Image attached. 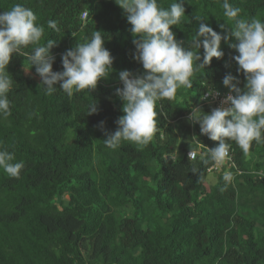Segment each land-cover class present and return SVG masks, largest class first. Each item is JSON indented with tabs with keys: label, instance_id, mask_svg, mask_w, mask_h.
Listing matches in <instances>:
<instances>
[{
	"label": "trees",
	"instance_id": "trees-1",
	"mask_svg": "<svg viewBox=\"0 0 264 264\" xmlns=\"http://www.w3.org/2000/svg\"><path fill=\"white\" fill-rule=\"evenodd\" d=\"M179 2L157 0L163 9ZM182 2L185 15L171 30L203 62V49L190 42L201 23L196 16L227 35L220 27L231 26L223 14L225 0ZM227 2L240 9L238 18L264 22V0ZM16 4L31 9L37 26L44 27L41 45L56 41L50 50L53 71H64L62 54L90 42L96 30L113 65L94 92L69 98L62 82L47 95L35 66L13 55L7 69L13 78L11 115H0V151L13 153V163L24 168L19 179L0 168V264H264V142L253 141L245 157L235 141H228L236 168L223 192L222 173H215V183L207 182L209 151L192 161L187 155L198 148L195 136L212 148L219 143L187 117L205 91H230L223 84L227 74L240 80L241 89L247 83L233 59L239 55L230 47L238 42L235 37L221 41L223 58L194 72L191 88H178L175 99L156 102L157 131L148 146L137 150L122 141L111 149L103 142L105 130L115 132L124 115L119 73L145 75L135 59L127 14L116 0H0V13ZM49 20L59 32L48 27ZM95 104L98 112L89 115ZM199 108L212 111L208 105Z\"/></svg>",
	"mask_w": 264,
	"mask_h": 264
},
{
	"label": "clouds",
	"instance_id": "clouds-1",
	"mask_svg": "<svg viewBox=\"0 0 264 264\" xmlns=\"http://www.w3.org/2000/svg\"><path fill=\"white\" fill-rule=\"evenodd\" d=\"M116 3L125 11L132 26L130 31L137 49L135 59L142 64L145 75L134 76L128 70L119 73L123 87L117 89V94L124 101V115L116 121L118 128L115 132L105 130L103 142L108 148L116 149L122 141L133 143L137 150L148 146L157 131L156 102L175 99L178 88H191L194 72L210 65L213 58H223L221 41L230 42L232 37L238 41L230 43V47L239 53L233 59L239 66L238 71L246 77L244 89L238 86L240 80L236 76L227 74L223 84L230 91L221 101V106L213 108L210 114L193 107L188 120L199 123L203 135L219 142L217 147L208 148L210 160L217 168L229 157L228 141H235L245 157L250 155L253 141L264 142V22L256 17L251 20L238 18L240 9L234 8L227 0L222 9L231 26L220 24L227 35L222 36L196 16L201 23L190 42L192 47L203 49L201 62V54L187 50L184 42L178 41L171 30L185 15L182 0L172 3L169 9L159 7L157 0H116ZM36 21L34 12L20 4L0 13V115L5 119L11 115L8 93L13 86V78L7 69L14 54L26 57L35 66L42 85L46 86L47 95L55 91L59 82H62L60 88L69 98L74 92H94L100 80L108 78L109 69H112L113 57L104 47L101 31L96 30L90 42L77 44L62 54L64 71H53L55 57L50 50L56 41L49 39L46 45H41L45 30L43 26H37ZM48 27L59 32L54 21L49 20ZM29 46L33 47L31 53L24 51ZM195 61L200 62L198 66ZM210 95L218 93H209L201 99ZM89 111V115L97 113V104L92 105ZM188 157L190 161L195 160L196 152L191 149ZM13 161V153L0 151V168L9 178L19 179L24 164ZM203 163L207 165L209 160L204 159ZM223 179L225 187L220 189L222 192L234 177L230 172H224Z\"/></svg>",
	"mask_w": 264,
	"mask_h": 264
},
{
	"label": "built area",
	"instance_id": "built-area-1",
	"mask_svg": "<svg viewBox=\"0 0 264 264\" xmlns=\"http://www.w3.org/2000/svg\"><path fill=\"white\" fill-rule=\"evenodd\" d=\"M86 16V12H84L82 14V17L85 18ZM209 93H218V95H210L208 96L207 99H200V102L198 103V105H196L195 107H205L206 105H208L211 109L213 108H217V107H220L221 106V101L224 99V97L229 93L228 92H225V91H221L219 89H215V88H209L205 91L204 95H207ZM202 96V97H203ZM192 111L189 112V114L187 115V117H189V115L191 114ZM192 126H194V123H192ZM198 131L202 134L201 132V128L199 126V129ZM193 133L196 134L197 133V130L193 129ZM203 135V134H202ZM196 136L194 137V140L195 142L197 143V146L198 148H194L192 150H194L196 152V157L203 151H208V148H212L209 144H204L202 142H199L196 140ZM191 149H189L187 151V155L188 153L190 152ZM236 168V164H235V161H234V157H233V149L230 147L229 148V157L228 159L226 160L225 164H223L222 166L220 167H215L214 166V163H212L209 167H208V172L211 173H222L224 174V172H230L231 174L233 173L232 169Z\"/></svg>",
	"mask_w": 264,
	"mask_h": 264
},
{
	"label": "rangeland",
	"instance_id": "rangeland-1",
	"mask_svg": "<svg viewBox=\"0 0 264 264\" xmlns=\"http://www.w3.org/2000/svg\"><path fill=\"white\" fill-rule=\"evenodd\" d=\"M216 180H217V174H215V173H213V172H211V173L208 174L207 182H208L209 184L215 183Z\"/></svg>",
	"mask_w": 264,
	"mask_h": 264
}]
</instances>
